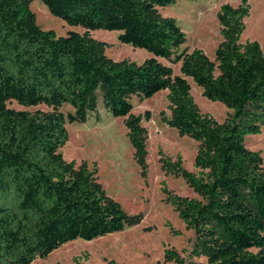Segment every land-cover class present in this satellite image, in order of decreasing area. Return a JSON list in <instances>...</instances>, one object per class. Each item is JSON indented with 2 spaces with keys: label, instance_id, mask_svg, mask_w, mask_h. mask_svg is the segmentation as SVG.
<instances>
[{
  "label": "trees",
  "instance_id": "trees-1",
  "mask_svg": "<svg viewBox=\"0 0 264 264\" xmlns=\"http://www.w3.org/2000/svg\"><path fill=\"white\" fill-rule=\"evenodd\" d=\"M31 1L0 0V264H32L68 242L92 241L132 224L101 194L93 174L74 169L58 149L68 138L66 123H84L91 115L98 120L102 106L125 119L144 161L141 123L150 114L133 116L132 99L143 102L162 91L170 117L162 111L161 121L198 144L195 167L205 172L202 178L186 173L198 198L172 199L194 235L190 260H205L189 264H264V162L245 146L246 136L264 128V48L239 43L247 0L220 7L222 40L213 60L184 48L186 35L176 21L157 13L176 0H41L71 27L119 32V43L151 55L140 65L114 63L87 33L56 37L41 30ZM160 59L179 64L180 74ZM187 79L203 98L231 112L223 122L199 112ZM8 102L55 111H17ZM63 104L73 112H58Z\"/></svg>",
  "mask_w": 264,
  "mask_h": 264
},
{
  "label": "rangeland",
  "instance_id": "rangeland-1",
  "mask_svg": "<svg viewBox=\"0 0 264 264\" xmlns=\"http://www.w3.org/2000/svg\"><path fill=\"white\" fill-rule=\"evenodd\" d=\"M241 0H176L168 7L158 8L162 17L173 18L186 35L189 52L198 49L210 59L221 42L217 13L222 5L238 6ZM249 16L244 20L245 29L240 37L241 44L256 41L264 48V0H247ZM35 15V23L43 31H52L56 37L68 32L87 33L89 39L103 45V53L114 63L124 61L142 64L151 55L140 49H133L118 41L116 31H87L71 27L52 16L41 0L29 4ZM179 75V64L159 60ZM191 97L199 112L210 115L217 122H223L231 113L223 105L212 103L201 95V90L190 79ZM167 91L155 94L140 102L132 99L133 116L150 114L148 122L141 125L146 130L144 161H141L132 146L123 118H113L102 106L84 123H66L68 138L58 149L65 161L73 162L74 169L84 167L93 174V183L101 194L120 207L123 214L131 218L132 224L118 233L92 240H75L62 245L46 258H37L32 264H189L203 263L204 258H191L190 250L194 240L193 232L187 229L173 205L174 197L198 198L187 182V174L196 178L205 172L195 167L198 144L192 139L178 135L160 119L165 112L170 117ZM7 107L17 111H39L51 113L54 110L44 104L22 107L8 102ZM63 114L73 109L63 104L57 108ZM245 146L249 151L259 152L264 162V128L258 135L246 136ZM264 169V163H263ZM187 173V174H186ZM134 221V223H133Z\"/></svg>",
  "mask_w": 264,
  "mask_h": 264
}]
</instances>
